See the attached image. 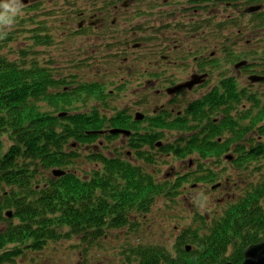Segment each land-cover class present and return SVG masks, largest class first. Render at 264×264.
<instances>
[{
  "label": "rangeland",
  "instance_id": "374dc122",
  "mask_svg": "<svg viewBox=\"0 0 264 264\" xmlns=\"http://www.w3.org/2000/svg\"><path fill=\"white\" fill-rule=\"evenodd\" d=\"M20 1L19 4L22 7L14 17L13 23L0 26L2 54L9 60L27 64L35 59L39 64L47 67L55 79L67 78L71 88L77 87L81 82L97 81L104 84L106 92L111 93L103 100L97 101L96 98H90L87 101L75 102L70 105L72 111L90 112L96 105L101 113L109 117L113 114L123 113L133 120L135 112L139 110L146 117L139 126L133 127L134 129L132 128L131 131L145 134L151 129L159 132L161 136L157 142L164 146L178 143V140L175 139L182 137V133H188L190 130L188 128L164 126L157 129L148 125L147 118L155 117H168L172 121L178 115H189L191 121L192 114H189L187 109L197 96V92L194 91L187 93L183 98L170 102V97L164 93V87L171 81L165 80V78L178 70L166 66L165 62H159L165 69V73L160 78L148 81V78L152 77L149 74L152 63L148 59L146 60L150 56L148 54L149 44L137 37L135 39L145 44L139 48L131 46L132 52H122V43L125 42L129 32L124 30L120 22L112 26L91 27L83 29L82 33H73L78 27L88 24V21L84 23L79 21L83 13L86 17L96 13L97 15L93 19L104 16L108 20L117 17V20L122 22L129 19L130 25L138 24L136 29L142 31L148 30L151 26L153 28L151 33L154 34L155 25L162 24L161 14L164 10L170 13L174 12L173 14L179 13L178 11H187L184 13L189 15V8L182 9L189 3V0H167L166 2L164 0H136L128 6L129 8L122 5L124 0H27L26 4H22ZM5 2H11V0H0V4ZM242 4L234 2L232 6L222 4L215 7L211 5L212 8L204 7L203 15L209 17L208 26L211 27H206L198 35L204 36L206 42L211 44L213 41L220 42L224 33H218L214 28L216 25H229L228 30L244 29V31L256 35L258 27L264 25V12L247 15L244 13ZM142 9H151L152 12L150 15L146 13L143 16H138L137 14ZM37 33L40 35L35 37ZM45 35L48 36L49 42L44 38ZM263 45L264 38L255 40L254 44L243 45L242 48L235 47V50L246 51L248 54L246 57L250 61H256V65L253 67L261 69L264 68V63L259 64L257 60L259 58L258 51ZM209 48L213 49L211 46ZM22 49L28 51L25 56L20 53ZM125 54H128L132 59L125 61ZM246 72V69L241 71L240 82L244 87L249 85ZM216 73L213 72V77ZM214 80L217 81L214 78L206 83V87ZM246 89L249 92L245 93L246 96L243 100L245 106L243 108L240 104L235 107L233 117L238 123H246L248 121L255 122L254 115H257L256 122H260L263 120L260 119V109L264 106V83L257 82ZM157 91H161V93L157 94ZM39 104L41 110L55 115L67 112H57L45 101H41ZM56 104L61 107V103ZM214 115L218 116L219 114ZM235 129V132L234 129L224 130L220 139L228 142L229 152L236 157L241 154L243 159L246 158L243 161L246 164L239 167L236 163H231L223 157L225 153L220 158L216 157L207 162L201 160L204 165L198 163L197 166L195 164V167L199 169L200 167L205 168L207 165L213 173V179L199 181L197 177L205 175L207 171L202 170L199 174L192 172L188 174L186 188L181 185V181L177 177L184 172V166L190 159L195 163L193 158L198 157V153L176 156L172 151L160 150L157 145L155 148H152L151 145V147L144 146L143 148V144L133 147L134 139L130 146V140L125 136H117L112 139L108 136H101L92 143L85 142L84 144L69 142L64 149L76 152L77 156L66 168L81 177H88L92 169L102 167L93 159L95 154L107 157L118 155L133 164L141 165L159 181L165 175H170L168 179L178 185L167 195H157L147 212L134 213L132 215L133 225L130 223L122 228L109 229L105 236L96 242L83 244L78 236L48 241L43 249L24 248L23 254L19 255L14 262L3 264H128L127 250L137 244L163 246L174 254L176 239L183 229L202 225L195 219L197 213L204 215L207 222L210 223L228 205L241 199L248 188L262 183L264 185V153H253L252 155H256L255 158L250 155L252 146H264V134L260 132V129ZM186 136L187 134L184 135V137ZM4 142L5 147L11 143L7 135L4 136ZM240 145H243L244 149L235 151V148ZM145 155L151 158L149 163L141 159ZM90 157L92 158L90 159ZM51 170L52 168L42 170V173L37 176L39 181L36 188L38 184L43 185L45 177L53 176ZM213 181L218 182L219 186L211 189L209 185ZM191 182L197 184L194 185ZM13 246L17 247L15 244H9L7 247L13 249ZM19 246L21 247V245Z\"/></svg>",
  "mask_w": 264,
  "mask_h": 264
},
{
  "label": "trees",
  "instance_id": "16d2710c",
  "mask_svg": "<svg viewBox=\"0 0 264 264\" xmlns=\"http://www.w3.org/2000/svg\"><path fill=\"white\" fill-rule=\"evenodd\" d=\"M82 32L77 29L73 34ZM44 38L49 42L47 35ZM1 50L0 41V264L14 262L23 254L24 248L41 250L48 241L78 236L83 244L96 242L109 229L133 225L134 213L147 212L157 195H167L178 185L169 179L159 181L141 165L118 155L95 154L93 159L102 167L92 169L88 177L68 170L66 167L77 154L64 149L66 144L92 143L101 136L115 138L117 134L102 135L99 131L108 127L132 129V120L123 113L109 117L96 105L90 112L72 111L70 105L75 102L90 98L99 101L111 93L97 81L81 82L71 88L67 78L55 79L48 68L35 59L28 64L9 60ZM27 52L26 49L20 51L22 56ZM215 98L220 95H208L200 106L193 102L187 109L193 116L191 120L209 118V110L220 105V102L216 103L220 99ZM41 101L53 106L57 112L68 113L59 117L41 110ZM56 103H61V107ZM260 111V119H263L264 106ZM256 119L257 115H254L255 122ZM150 120L155 121L156 127L184 128L190 119L177 116L170 123L164 117ZM231 122L230 126H233ZM226 126L221 122L209 126V137L205 140L193 136L185 144L165 146L157 142L161 133L151 129L144 135H135L152 148L157 145L160 150L172 151L176 156L196 151L201 157L215 159L229 151V145L226 141L210 139L220 137ZM259 129L264 134V125ZM5 135L11 141L7 147ZM133 137L134 133L128 138L130 146ZM252 147L250 154L264 153V146ZM242 149L244 146L240 145L235 151ZM141 159L146 163L151 160L146 155ZM245 159L240 154L230 162L243 167ZM205 166L193 171V174L207 171L197 177L199 181L213 179L211 169ZM51 168L62 169L65 173H52L53 176L45 177L43 185L38 184L36 188L37 176L42 170ZM263 200L264 185L248 188L241 199L228 205L210 223L204 215L197 213L195 219L202 225L183 229L176 239L174 254L163 246L137 244L127 250L128 264H224L228 260L241 264L245 248L264 238ZM9 211L11 216H8ZM9 244L17 247L8 249ZM187 245L191 246L188 250Z\"/></svg>",
  "mask_w": 264,
  "mask_h": 264
},
{
  "label": "flooded vegetation",
  "instance_id": "af4514ba",
  "mask_svg": "<svg viewBox=\"0 0 264 264\" xmlns=\"http://www.w3.org/2000/svg\"><path fill=\"white\" fill-rule=\"evenodd\" d=\"M135 1L136 0H124L122 2V5L125 8H129L128 6H130V4L134 3ZM164 1L166 2L167 0ZM234 2L243 3L241 5L243 6V8L247 7L251 3L258 4L259 6H261V10L259 13L264 12L263 0H225V1L189 0V3L186 6L182 7V9L189 8L188 10L189 15L184 13L187 11H178L179 13L173 14L174 12L170 13L167 10H164L161 14L162 16L161 19L163 20L162 24H158V25L153 24L155 25L154 34L151 33V31L153 30L151 26L149 27L148 30L142 31L136 29L138 24L130 25V22H128L129 19L123 22L118 21L117 17L111 20H108L106 16L93 19V17L97 15L96 13L88 17L84 15L85 18L83 17L84 19L82 18V21L83 23L88 21V25H94L95 27L112 24V23L116 24L120 22L121 25H123L124 30L126 32H129V35L124 40L126 45L128 46L133 45L134 48L135 47L139 48L143 46L145 43L139 41L138 39H135L137 37H139L147 44H149L148 54L150 56L146 58V60L148 59V61L152 63L151 64L152 68L149 73L152 77L148 78V81L153 80V78H160L165 73V69L162 68V65L159 62H165L166 66H171L176 68L178 70L177 72L171 73L169 77L165 78V80L171 81V83L167 84L164 87L165 88L164 93H166L170 97L171 100L170 102L176 101L178 98H183V96H185L187 93H193L194 91H196L197 96L193 102L197 103L200 106V103L203 104L205 98L208 95H220V98H215V99H220L216 101V103L220 102V105L216 104V108L210 109L209 110L210 113L207 112V114L209 113L210 117L213 114V117L211 118L196 117L195 120L187 121V126L184 127L183 129L188 128L190 130H188V133H182V137H178L177 139H175L178 140L179 144H185L186 141H188L193 136H197L198 139H204V140L207 139L209 137L208 135L210 129L208 127L213 126L214 123H220V122L226 123L227 126L225 130H232L235 128L259 129L261 125H264V118L260 122L248 121L246 123H238L237 121H235V118L233 117V110L235 107H237L240 104L242 105L243 108L245 106L243 100L246 96L245 93L249 92L248 89L246 88L249 86H253L256 83L250 81V77L252 75H258L264 77V68L257 69L253 67L254 65H256L255 64L256 61L255 60L250 61L246 57L248 56L246 51L241 52L240 51L241 49L235 50V47L242 48L243 45H251L255 43V40L263 39L264 25L258 27V33L256 35H253L251 32L244 31V29L234 30L232 26L231 27L233 31L228 30L229 25H216L214 26L215 30L218 33H224V37L218 43H216V41H213V44L206 42L207 40L204 36L198 35L200 32L204 31L206 27L208 28L211 27L208 26L210 23L209 17L203 15L204 7L209 6L210 8H212L211 5H214L215 7L216 5H222V4L232 6ZM191 9H193V12H191ZM151 12H152L151 9L150 10L142 9V11H140L137 15L143 16L146 13L150 15ZM228 18L229 16L227 17V19ZM132 35L133 37L131 38ZM209 46H211L213 49L209 48ZM125 52H129V50H126ZM258 52H259V58L257 62H259V64L260 63L263 64L264 45L261 47V49ZM129 59L130 56L128 54L124 55L125 61ZM243 69H246L247 71L246 79L248 80L249 83V85L245 87L242 86L240 82V80L242 79L241 71ZM213 72H217L214 75V77H213ZM214 78H216L217 81L214 80L212 84H209V86L206 87V83L213 80ZM191 80H197L198 82L192 87L181 88L174 94H170L167 92L168 86L174 85L179 82H185ZM258 83L263 84L264 78L262 81ZM161 91H163V89H161ZM161 91H157V94H160ZM214 114H219V115L215 116ZM178 116H181L182 118H187V117L189 118V115L187 116L178 115ZM175 118H173V120ZM164 119L169 123L173 121V120L170 121L168 117ZM153 121L154 120H150V118H147L149 127L160 128V127H156L154 123H152ZM230 121H232L231 124L233 126H230L229 123ZM135 122L136 121L133 119L132 126L136 128L143 121L138 123ZM168 127H176V126H168ZM135 134L144 135L138 133L137 131L134 132L133 144L135 145L133 147L142 144H143V148L144 146L151 147L148 142L139 140L138 136H136ZM185 134H187L186 137H184ZM120 136H125L126 138L130 137V135L126 136L124 134H120ZM179 138H181L182 140H180ZM210 140L222 141L220 137H214L211 138ZM226 144L228 145L227 141ZM193 153H196V151H193L192 154ZM188 155L189 154H187V156ZM255 156L256 155H252V157ZM193 159L195 163H193V161H191L190 159L188 161V164L184 166V172L177 177L178 180L181 181L180 182L181 185H184L183 186L184 188H186L185 183H187V179L189 178L188 174L192 173L194 169H198L195 167V164L196 166L198 163L202 165L201 160L207 162L208 160H212L213 157H200L199 155L198 157H194ZM168 178H170V175H165L162 179H168ZM217 183L218 182L213 181L210 183L209 187L211 189L216 188L219 186V185L214 186ZM191 184L196 185L197 183L191 182ZM201 184H206V183H201ZM259 185H263V183Z\"/></svg>",
  "mask_w": 264,
  "mask_h": 264
},
{
  "label": "water",
  "instance_id": "95a60500",
  "mask_svg": "<svg viewBox=\"0 0 264 264\" xmlns=\"http://www.w3.org/2000/svg\"><path fill=\"white\" fill-rule=\"evenodd\" d=\"M22 4H26L27 0H21L20 1ZM261 6H254L250 7L247 9V11H255L260 9ZM264 77L258 76V75H252L250 79L254 81H260L263 80ZM198 81L197 80H191L185 84H180L178 86L172 87L168 89L169 93H173L180 89L181 87L187 86V87H192L194 84H196ZM138 118H142L143 115L141 113H137ZM60 115H63V113H60ZM111 133H118V132H124L126 134H129L130 131L125 130V129H120V128H113L110 129ZM227 159H232V156L230 154H227L225 156ZM54 175H61L64 174L65 171L62 169H54L53 171ZM9 216H11V213H8ZM189 249V246L187 247ZM225 264H233L231 261L226 262ZM241 264H264V238L256 243H252L248 245L245 250H244V260L242 261Z\"/></svg>",
  "mask_w": 264,
  "mask_h": 264
},
{
  "label": "clouds",
  "instance_id": "9594fccd",
  "mask_svg": "<svg viewBox=\"0 0 264 264\" xmlns=\"http://www.w3.org/2000/svg\"><path fill=\"white\" fill-rule=\"evenodd\" d=\"M21 5L19 0H11V2H5L0 4V26L11 25L14 17L20 12Z\"/></svg>",
  "mask_w": 264,
  "mask_h": 264
}]
</instances>
